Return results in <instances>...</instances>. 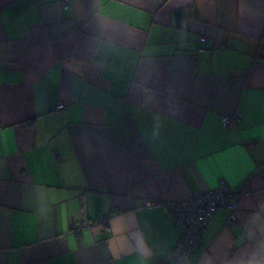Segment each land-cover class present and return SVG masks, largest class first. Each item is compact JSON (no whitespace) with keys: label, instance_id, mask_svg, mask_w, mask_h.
I'll use <instances>...</instances> for the list:
<instances>
[{"label":"crops","instance_id":"obj_1","mask_svg":"<svg viewBox=\"0 0 264 264\" xmlns=\"http://www.w3.org/2000/svg\"><path fill=\"white\" fill-rule=\"evenodd\" d=\"M219 180L185 264H264V0H0V264L168 260Z\"/></svg>","mask_w":264,"mask_h":264},{"label":"built area","instance_id":"obj_2","mask_svg":"<svg viewBox=\"0 0 264 264\" xmlns=\"http://www.w3.org/2000/svg\"><path fill=\"white\" fill-rule=\"evenodd\" d=\"M62 9L68 8L67 2H62ZM225 46L219 45L220 50ZM61 106L58 107L60 109ZM237 118L221 117L222 128L233 125ZM240 204L238 198L230 192L227 184L219 180L217 185L210 190L194 193L187 201L156 202L141 200L140 209L163 208L178 232V240L168 260H158L156 264H185L188 257L196 250L200 243V235L206 228L216 211L223 207L228 210L227 226L236 222V211ZM115 212L89 221L82 218L79 222L72 223L70 229L73 234L80 235L84 230L93 227L106 228L110 218Z\"/></svg>","mask_w":264,"mask_h":264}]
</instances>
